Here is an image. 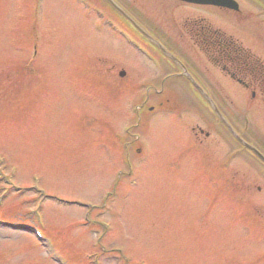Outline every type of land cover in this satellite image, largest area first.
I'll return each mask as SVG.
<instances>
[{"label": "rangeland", "instance_id": "obj_1", "mask_svg": "<svg viewBox=\"0 0 264 264\" xmlns=\"http://www.w3.org/2000/svg\"><path fill=\"white\" fill-rule=\"evenodd\" d=\"M79 1L0 0V186L5 193L0 214L38 226L33 213L41 198L44 226L77 264H88V257L99 253L93 242L103 225L111 229L105 238L111 252L103 264H264V167L236 152L225 171L223 159L234 150L209 125L222 127L211 108L218 109L242 138L264 152L256 142L264 141L263 106L245 107L231 86L224 102L221 93L198 82L199 91L190 92L199 106L176 81L166 82L160 93L138 88L145 80L147 86L160 84L167 71L120 43L108 27L103 32L97 18L103 17L102 5L89 0L84 7ZM128 1L143 11L147 26L164 27L171 39L180 36L177 10L189 11L176 9L179 0ZM242 3L252 20L264 19ZM189 10L264 55V43L255 35L259 45L255 31L235 16L212 8ZM175 40L172 45L183 50L186 43ZM223 75L219 79L225 81ZM143 93L148 96L143 100L161 109L152 110L150 118L140 107L138 124L133 100ZM179 105L180 117L173 113ZM234 106L240 108L235 124ZM138 141L144 149L140 159ZM38 187L66 203L41 197ZM78 203L94 209L87 213L89 208ZM48 249L0 222V264H59Z\"/></svg>", "mask_w": 264, "mask_h": 264}, {"label": "bare ground", "instance_id": "obj_2", "mask_svg": "<svg viewBox=\"0 0 264 264\" xmlns=\"http://www.w3.org/2000/svg\"><path fill=\"white\" fill-rule=\"evenodd\" d=\"M224 1H227V0H224ZM103 2H108V0H103ZM204 2H205V0H194L193 3L192 2L191 3H185V5H186V8H188L187 10L189 12H192L189 9H192L193 7H196L197 4L204 3ZM109 6L112 8H118L119 10L121 9V7H123L120 4L116 5L114 3H110ZM134 7H137V6H135V4H134ZM219 9L220 10L224 9V7L220 6ZM238 21L240 22V25H242L243 27L246 26V27L252 28L256 33V34H253L254 37H255V35H257L258 39L262 43H264V40H263V38H264V20L261 22H257L255 20H252L251 16H249L246 20L244 17H241L238 19ZM253 30H250V31L253 32ZM217 35H218V41L221 43L227 44V45H233L235 43V41L238 39V37L235 34H232L228 30L223 29V28L218 30ZM243 48H244V50H243L244 54H246V55H247V53L249 54V51L245 48V46H243ZM193 76L196 77V79H197V76L195 73L193 74ZM146 108H148V105H146ZM143 132H144V130H143ZM133 139H134V137H133ZM127 143L132 145L131 139L128 140ZM255 159L257 161H260V158L258 156ZM136 175H137V173H136Z\"/></svg>", "mask_w": 264, "mask_h": 264}, {"label": "flooded vegetation", "instance_id": "obj_3", "mask_svg": "<svg viewBox=\"0 0 264 264\" xmlns=\"http://www.w3.org/2000/svg\"><path fill=\"white\" fill-rule=\"evenodd\" d=\"M223 55H219L220 59H224L226 56L227 58H231L228 52V48H225L223 50ZM241 52V51H240ZM238 64H235L232 66V68L229 70V74L232 75V78L236 79L244 88H248L249 91H257L258 88L262 87L263 83V73L262 68L258 67L255 68V71L251 69L250 65L246 63L241 58L235 59ZM233 72V73H232ZM250 77V80H249ZM254 78V79H252ZM258 81L260 83H258Z\"/></svg>", "mask_w": 264, "mask_h": 264}, {"label": "water", "instance_id": "obj_4", "mask_svg": "<svg viewBox=\"0 0 264 264\" xmlns=\"http://www.w3.org/2000/svg\"><path fill=\"white\" fill-rule=\"evenodd\" d=\"M249 147V146H248ZM249 148H251V147H249ZM253 151H254V153H256L261 159H263L264 160V157L257 151V150H255V149H253V148H251Z\"/></svg>", "mask_w": 264, "mask_h": 264}]
</instances>
